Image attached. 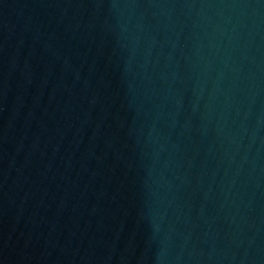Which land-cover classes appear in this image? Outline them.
<instances>
[{
    "label": "water",
    "instance_id": "water-1",
    "mask_svg": "<svg viewBox=\"0 0 264 264\" xmlns=\"http://www.w3.org/2000/svg\"><path fill=\"white\" fill-rule=\"evenodd\" d=\"M0 264H264V0H0Z\"/></svg>",
    "mask_w": 264,
    "mask_h": 264
}]
</instances>
